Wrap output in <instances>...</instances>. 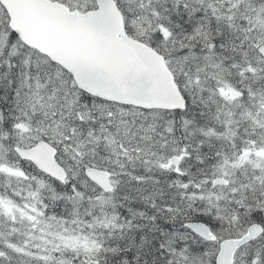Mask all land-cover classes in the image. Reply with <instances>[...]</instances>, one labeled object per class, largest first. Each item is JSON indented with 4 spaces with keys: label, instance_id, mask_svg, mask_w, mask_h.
Wrapping results in <instances>:
<instances>
[{
    "label": "snow or ice",
    "instance_id": "obj_1",
    "mask_svg": "<svg viewBox=\"0 0 264 264\" xmlns=\"http://www.w3.org/2000/svg\"><path fill=\"white\" fill-rule=\"evenodd\" d=\"M0 264H264V0H0Z\"/></svg>",
    "mask_w": 264,
    "mask_h": 264
}]
</instances>
